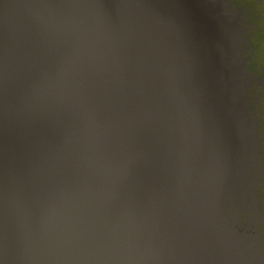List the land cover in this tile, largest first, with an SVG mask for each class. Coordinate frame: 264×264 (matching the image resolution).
<instances>
[{"label":"water","instance_id":"water-1","mask_svg":"<svg viewBox=\"0 0 264 264\" xmlns=\"http://www.w3.org/2000/svg\"><path fill=\"white\" fill-rule=\"evenodd\" d=\"M248 17L0 0V264H264Z\"/></svg>","mask_w":264,"mask_h":264},{"label":"rangeland","instance_id":"rangeland-1","mask_svg":"<svg viewBox=\"0 0 264 264\" xmlns=\"http://www.w3.org/2000/svg\"><path fill=\"white\" fill-rule=\"evenodd\" d=\"M239 5L241 9H244L248 14V22L253 25V30L249 31V36L251 38V53H247V56H250V68L252 72L261 80L264 76V72H261V68H264V0H233ZM259 89V88H258ZM256 88L249 91L250 99L255 103L256 97L255 94L260 92ZM259 105H253V111L260 113L264 112V97L259 99ZM258 117L264 118V115H257ZM256 119L259 121V118ZM258 133L260 137H264V119L261 124H259ZM264 153V148H263ZM264 161V155H263ZM264 182V180H263ZM260 187V186H259ZM256 190L259 206L261 207L260 212L264 215V184Z\"/></svg>","mask_w":264,"mask_h":264},{"label":"flooded vegetation","instance_id":"flooded-vegetation-1","mask_svg":"<svg viewBox=\"0 0 264 264\" xmlns=\"http://www.w3.org/2000/svg\"><path fill=\"white\" fill-rule=\"evenodd\" d=\"M261 72L263 73L264 72V68H261ZM258 89V91L260 92V94L259 93H256L255 94V97H256V101H255V103L253 104V105H259V99L260 98H262V97H264V76L261 78V80L259 79V81L253 86V88L250 90L251 91V94L253 93V90H255V89ZM254 113H255V118L256 117H258L257 115H261V116H263L264 115V112H260V113H258L257 112V115H256V112L254 111ZM259 118V123L261 124V122H262V120L264 119V118H262V117H258ZM262 134H264V133H262ZM261 139L264 141V137H261ZM262 148H264V143H263V145H262ZM262 153H263V150H262ZM263 155H264V153H263ZM262 184H264V182H262ZM261 184V185H262ZM261 187V186H260ZM259 187V188H260Z\"/></svg>","mask_w":264,"mask_h":264},{"label":"bare ground","instance_id":"bare-ground-1","mask_svg":"<svg viewBox=\"0 0 264 264\" xmlns=\"http://www.w3.org/2000/svg\"><path fill=\"white\" fill-rule=\"evenodd\" d=\"M256 80H257V78H256Z\"/></svg>","mask_w":264,"mask_h":264}]
</instances>
